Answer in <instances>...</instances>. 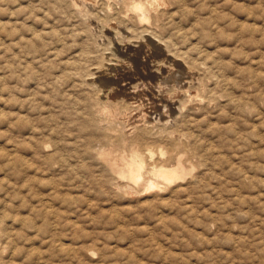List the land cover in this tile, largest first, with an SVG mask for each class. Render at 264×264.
Wrapping results in <instances>:
<instances>
[{"label":"rangeland","instance_id":"1","mask_svg":"<svg viewBox=\"0 0 264 264\" xmlns=\"http://www.w3.org/2000/svg\"><path fill=\"white\" fill-rule=\"evenodd\" d=\"M143 1L0 0V264H264V0Z\"/></svg>","mask_w":264,"mask_h":264},{"label":"bare ground","instance_id":"2","mask_svg":"<svg viewBox=\"0 0 264 264\" xmlns=\"http://www.w3.org/2000/svg\"><path fill=\"white\" fill-rule=\"evenodd\" d=\"M136 1V0H135ZM146 3L144 4H135L132 3V10L135 13L136 17L139 18V22L141 23V21L145 20L147 18V11L151 10V11H156L157 9L155 8L156 5H154V1L156 0H145ZM163 1V0H161ZM166 1V0H165ZM81 2V1H80ZM109 2V0H108ZM142 2V1H141ZM139 2V3H141ZM159 2V1H158ZM75 3V2H74ZM78 3V2H77ZM77 3L74 4L75 6H77ZM157 3V1H156ZM162 3V2H161ZM160 6V5H159ZM122 7V6H121ZM157 7V6H156ZM81 10V9H80ZM85 10V9H84ZM91 10V9H90ZM131 11V10H130ZM106 12V11H105ZM107 14V13H106ZM135 17V18H136ZM137 21V20H136ZM153 22V21H152ZM139 23V24H140ZM137 25V24H136ZM112 28V27H111ZM118 28V27H117ZM156 28V27H155ZM116 29V28H115ZM131 32V31H130ZM143 32V31H142ZM133 35V34H132ZM124 38V37H123ZM158 38V37H157ZM137 41V40H136ZM129 44V43H128ZM170 45V44H169ZM166 48V46H165ZM130 53V52H129ZM169 54V53H168ZM107 61V60H106ZM118 62V61H117ZM116 62V63H117ZM163 62V61H162ZM115 63V64H116ZM120 63V62H119ZM165 63H158L154 65V69H156L157 72H161L164 68ZM166 68V67H165ZM100 70V69H99ZM168 76L165 78L169 79L172 77L171 73L168 70ZM190 74V73H189ZM104 77V76H103ZM186 85V84H185ZM182 86V85H181ZM99 87V86H98ZM125 87V86H124ZM184 87V86H183ZM182 87V88H183ZM126 90V89H125ZM180 90V89H179ZM189 90V89H187ZM178 91V90H177ZM118 93V92H117ZM185 93V92H184ZM122 94V93H121ZM131 94V93H130ZM112 96V95H111ZM115 96V95H113ZM185 96H187V94H185ZM119 97V96H118ZM135 97V96H134ZM189 97V96H187ZM186 97V98H187ZM116 98V97H115ZM184 98V97H183ZM189 99V98H188ZM198 99V98H197ZM106 100V99H105ZM113 100V99H112ZM129 100V99H128ZM133 100V97L132 99ZM187 100V99H185ZM101 101V99L99 100ZM108 101V100H107ZM125 101V100H123ZM175 101V100H174ZM116 102V101H115ZM121 102V101H120ZM170 102V101H169ZM109 103V102H108ZM107 103V104H108ZM112 103V102H111ZM118 103V102H117ZM142 103V102H141ZM140 102H127L125 103V109L124 110H132V111H136L142 108V104ZM181 103V102H180ZM114 104V103H113ZM185 104V103H183ZM115 105V104H114ZM144 105V104H143ZM119 106H122L121 104ZM168 105H166L164 108H167ZM170 106V105H169ZM196 106V105H195ZM172 108V107H171ZM195 108V107H194ZM105 109H110L109 106L105 105ZM156 110V116L153 118L152 122H148V121H144L143 119H133L130 118L129 120H131V124H125L123 127H128L130 126L132 129L134 130H138L137 133V138L136 140L139 139H146L145 141H149L151 140V136L153 135V129L156 126H160L161 130H165L167 128H172L176 123L175 120L173 119L174 117V112H170L168 110H164L163 113H159L157 108H154ZM170 109V107H169ZM183 109V108H182ZM123 110V111H124ZM177 110V109H176ZM181 110V109H180ZM131 112V111H130ZM186 113V112H185ZM124 114V113H122ZM133 117V116H132ZM124 119V118H123ZM148 119V118H147ZM121 121V120H120ZM126 122V121H125ZM182 122V121H181ZM153 124V125H151ZM183 124V122H182ZM155 126V127H154ZM182 126V125H180ZM110 128V127H109ZM157 128V127H156ZM111 129V128H110ZM114 129V128H113ZM129 129V128H128ZM127 129V130H128ZM158 129V128H157ZM175 129V128H174ZM177 130V127L176 129ZM170 131V129H169ZM167 132V131H166ZM178 130L177 132L175 131H171L170 133H166L165 138H167L166 140H168L170 138V135H176V133L178 134ZM110 133V132H109ZM156 133V132H155ZM154 133V135H155ZM121 135V134H120ZM181 135V134H179ZM179 135H176V138H174L175 140L173 141H167L168 143H170L172 145V147H176L177 143L176 141H179ZM117 136V135H116ZM122 136V135H121ZM118 137V136H117ZM187 138V137H186ZM147 142L142 141V145H144L145 149L147 151V153L144 155L143 153H139V154H134L131 158V160L126 164V178L128 179V182L133 185L135 188H137L140 193H148V192H153V191H161V189H163L164 186L170 187L171 185L179 182V180L182 178L183 172L181 170V168H171L168 165L163 164L161 161V163H156V160L154 161L153 159V155H152V151L145 146ZM112 144V143H111ZM179 144V143H178ZM178 147V146H177ZM175 149V148H174ZM172 149V151L174 150ZM143 150V151H144ZM156 152V151H155ZM160 154V153H158ZM165 162V161H164ZM168 163V162H167ZM109 174V173H108ZM124 173H122L123 175ZM119 178V177H118ZM125 178V177H124ZM129 185V186H131ZM170 185V186H169ZM117 186V185H116ZM166 188V187H165ZM167 189V188H166ZM126 191V190H125ZM119 193V192H118ZM136 193V192H135ZM142 193V194H143ZM133 195V194H132ZM145 195V194H143ZM1 214V213H0Z\"/></svg>","mask_w":264,"mask_h":264}]
</instances>
